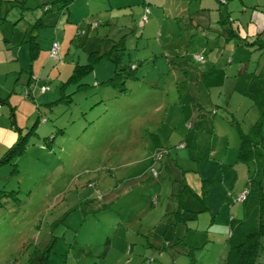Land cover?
<instances>
[{"label":"rangeland","instance_id":"374dc122","mask_svg":"<svg viewBox=\"0 0 264 264\" xmlns=\"http://www.w3.org/2000/svg\"><path fill=\"white\" fill-rule=\"evenodd\" d=\"M52 1L0 0V85L14 92L22 125L38 119L23 155L0 166V264H36L50 241L41 264H222L226 234L216 241L209 230L243 217L239 196L256 167L236 163L238 131L260 117L232 91L234 76L254 71L264 84V50L227 41L222 22L253 41L264 31V0H72L67 9ZM122 37L125 61L137 67L123 94L103 84L115 69L107 58L65 84L91 51ZM29 42L39 49L32 61ZM178 59L203 74L213 131L196 124L199 86ZM30 78L35 99L22 96ZM262 130L264 145V112ZM181 178L208 210L176 224ZM255 264H264V238Z\"/></svg>","mask_w":264,"mask_h":264},{"label":"trees","instance_id":"16d2710c","mask_svg":"<svg viewBox=\"0 0 264 264\" xmlns=\"http://www.w3.org/2000/svg\"><path fill=\"white\" fill-rule=\"evenodd\" d=\"M59 1L62 2L61 8L67 9L69 2L72 0H54L50 4H55ZM217 1L220 4H226L231 0ZM51 9L52 7L50 6L48 10ZM222 29L227 41H230V38H237L240 40L241 45L250 47L256 46L259 50H264V40L262 38L263 32L258 33L255 35L253 41L248 42L245 37L240 36L239 30H236L235 27H232L228 24L227 20L222 22ZM53 43L49 51L50 56ZM112 43L113 44L111 48L107 51H104L103 53L100 51H91L88 55L89 63L85 65H76L65 84L78 82L92 69L96 60L107 58L115 64V69L112 77H110L103 84L109 85L116 89L118 95L123 94L126 91V82L129 79L137 80L136 76L134 75L137 67L131 69V66H128V62L125 61L126 48L124 37L118 41H113ZM28 50L31 61L35 60L39 52L38 46L32 42H29ZM58 53L59 50L54 57H56ZM198 56H201L202 60H199L197 58ZM194 58L197 62L204 61L202 55H195ZM177 62L178 65L183 69V72H186L187 70L191 72L192 81L194 80V83L199 86L197 89L198 91L195 90L197 95L193 97V99L196 101L199 112L196 124H202L208 128L211 124L210 116H207L206 112L203 110V107L207 105L206 103L208 101V93L206 86L203 84L202 78H200L201 74L200 72L197 73L193 64L188 65L187 61L181 59H178ZM30 80L31 78L29 81H27V88H25V91L22 94L23 98L25 99H35V87L31 88L33 79L31 81ZM236 81L237 82L235 83L234 91L249 98L253 102L254 106L257 107L260 115L257 121L251 126L248 133H244L241 131V129L238 131L240 134V146L237 154V163L244 165L254 164L256 171L250 180L251 189L244 190L247 192V196L245 200L240 201L244 203L243 217L240 219H230L229 235L226 239L228 251L222 264H255L260 253L261 239L264 238V145L262 130V117L264 112V86L254 73L241 74L237 77ZM84 87V84H80L77 86V89L80 91ZM47 89L48 86L44 82L43 85L40 86V91L44 93ZM68 98L70 99V97ZM5 104H7L10 109L13 110L7 98H0L1 107ZM211 114L215 115L216 112L213 111ZM37 125L38 119L33 123L31 128L28 126L25 128H20L16 125L13 127L17 138L13 145L8 148L4 155L0 158V166L2 164L9 163L13 158L23 155L26 150V143L28 142L29 138L35 134V128ZM191 125L192 124L190 123L188 127ZM60 132H62V130H60ZM153 149L154 150L152 151V154L155 152V148ZM69 180L71 181V178ZM177 182L179 183L180 188L178 193L175 195L177 208L173 213V218L176 224L187 223L191 220H195L200 213L207 211L208 206L205 197L194 192V190L186 183L183 178ZM51 244L52 241H50L49 244L44 248L41 257L38 258L36 264H41L45 261L47 254L51 250ZM190 254L191 253H187V255L191 257ZM190 264H195L193 259H191Z\"/></svg>","mask_w":264,"mask_h":264},{"label":"crops","instance_id":"0c3cea01","mask_svg":"<svg viewBox=\"0 0 264 264\" xmlns=\"http://www.w3.org/2000/svg\"><path fill=\"white\" fill-rule=\"evenodd\" d=\"M262 32H264V31H262ZM261 33V32H260ZM263 35V34H262ZM244 73H254V71H252V72H243V73H237V75H235L234 76V83H233V92H235L234 91V87H235V83L237 82L236 80H237V77L239 76V75H241V74H244ZM254 74H256V73H254ZM257 75V74H256ZM261 75H257V77L259 78V80L261 81V83L263 84V82H262V79H261V77H260ZM39 78H41V74L39 75V77L38 78H36V79H38L39 80ZM200 78H202V81H203V84L206 86V84H205V82H204V80H203V74H201V76H200ZM200 81V80H199ZM40 82H38V84H39ZM25 84H26V82H25ZM1 87H0V98L1 99H8V101H9V103H10V106L13 108V110H9L8 111V116L7 117H4L2 114L0 115V155L4 152V150L8 147V146H10V144L12 143H14L15 141H16V138H17V135H16V133L14 132V126L16 125L17 127H20V128H25V125H22V124H24V121L21 123L19 120H18V117H17V115L16 114H14L15 113V108L17 107V105H16V103H13V97H14V92L13 93H10L9 91H8V89H7V87H6V85L5 84H3V85H0ZM263 86H264V84H263ZM13 90H16L15 89V87H14V89ZM205 91V90H204ZM193 94L195 95V92H193ZM209 97V96H208ZM21 101V100H20ZM22 102V101H21ZM12 104H14V106L12 105ZM3 106V105H2ZM10 108V107H9ZM1 111H2V107H1ZM27 127V126H26ZM202 129H204L206 132H210V131H213V125L212 124H210V126L207 128V127H202ZM6 146V147H5ZM152 149V148H151ZM154 149H152V151H153ZM152 151H151V153H150V155L148 154V153H146L145 155L146 156H148V161L147 162H149V161H151V154H152ZM4 154V153H3ZM2 154V155H3ZM2 155H1V157H2ZM0 157V158H1ZM236 163H237V161H236ZM238 164V163H237ZM232 210H234V208H232L231 209V212H232ZM232 218V217H231ZM230 218V219H231ZM225 221H226V225L224 224V226L223 225H221L220 226V228H214L213 229V231H212V228H210V230H209V233H211V235L214 237V240H216L217 241V237L216 236H224V234H226V236H225V244H226V239H227V237H228V235H229V229H228V227H227V220L225 219L224 220V223H225ZM213 224V221L211 222V224L210 225H212ZM226 232V233H225ZM214 245V244H213ZM227 245V244H226ZM224 250H226V248L224 249ZM223 256V255H222Z\"/></svg>","mask_w":264,"mask_h":264},{"label":"built area","instance_id":"2783aa9c","mask_svg":"<svg viewBox=\"0 0 264 264\" xmlns=\"http://www.w3.org/2000/svg\"><path fill=\"white\" fill-rule=\"evenodd\" d=\"M143 21H146V17H143ZM59 50V45L57 43H53L52 49H51V56H55L57 54V51ZM199 60H202L201 56L197 57ZM0 110H1V105H0ZM182 147V146H181ZM247 196V192L244 191L240 196H239V201L245 200Z\"/></svg>","mask_w":264,"mask_h":264}]
</instances>
